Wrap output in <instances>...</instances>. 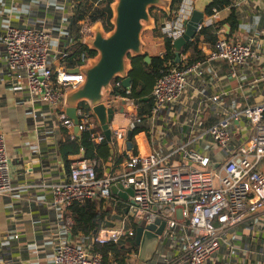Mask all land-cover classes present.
Returning a JSON list of instances; mask_svg holds the SVG:
<instances>
[{
    "label": "built area",
    "instance_id": "1",
    "mask_svg": "<svg viewBox=\"0 0 264 264\" xmlns=\"http://www.w3.org/2000/svg\"><path fill=\"white\" fill-rule=\"evenodd\" d=\"M66 1L73 11L71 0ZM106 1L96 0L101 6ZM48 7L49 3H46V10ZM172 13L176 18L170 22L178 18L179 23L181 19L184 33L185 21L177 11ZM219 14L220 11L213 8L209 19L199 26L198 35L204 28L217 25ZM93 26L88 20L83 22L81 35L85 49L73 58V62L65 48L53 57L52 35L44 27L9 23L2 36L7 67L14 75L12 90L25 89L32 103L48 104L54 120L61 130H67L71 140L77 136L75 125L66 114L65 97L68 91L84 82L81 72L71 70L80 68L90 59L84 40L92 36ZM163 31L174 40L183 35H179L181 25L177 31L164 28ZM206 59L207 62H224L234 69L248 63L264 62L257 49L256 37L240 42L226 38L216 40L206 51ZM186 64L181 68L174 67L156 81L152 91L154 105L149 116H139L138 106L125 97L130 90L124 88L121 80L112 82L113 93L106 98L105 104L109 108L112 100L120 101L111 125L116 147L127 153L128 130L133 125L148 127L156 119H164L167 110L181 101L191 79L203 75L200 62ZM77 116L81 132H89L96 144L106 139L91 109L80 105ZM242 121L250 122L252 132L246 142L233 150L234 126ZM204 135L211 137L214 143L205 151L195 150L193 145L197 139H191L166 154L130 153L124 176L106 173L98 178L95 162L81 156L73 158L70 174L50 186L52 198L48 205L65 215L63 225L67 232V239L56 244L52 256L54 264H103L104 257L94 245L118 243L136 236L132 229H127L128 219L140 227L153 224L157 219L167 223L162 243L154 259L147 264H233V247L229 246L227 258L220 259L225 253L226 237L231 230L264 210V172L259 168L262 162L264 166V102L227 112ZM211 150H218L219 154L214 155ZM216 164L219 166L214 169ZM118 183L125 188L132 186L134 190L131 198L134 203H126L127 216L114 214L117 224L101 228L94 239H72L73 219L66 213L68 208L87 201L111 204L114 199L111 188ZM14 191L11 160L5 137L0 133V197H10ZM18 238L16 235L15 239Z\"/></svg>",
    "mask_w": 264,
    "mask_h": 264
},
{
    "label": "crops",
    "instance_id": "2",
    "mask_svg": "<svg viewBox=\"0 0 264 264\" xmlns=\"http://www.w3.org/2000/svg\"><path fill=\"white\" fill-rule=\"evenodd\" d=\"M46 3H49L48 10ZM194 3L195 0H184L177 9L183 21L191 16ZM233 5L240 18L238 31L230 35L228 24L218 26L230 13L229 9L220 11L218 24L206 34H199L190 49L181 51L180 62L183 65L188 59L200 62L203 75L191 79L181 101L167 110L164 119L158 118L149 124L150 139L141 133L134 138L132 148L127 145L128 155L136 150L139 155L166 154L191 139H197L193 145L195 150L205 151L214 143L204 133L227 112L264 102V62L234 69L224 62H207L206 59L210 45L222 38L240 42L256 37L257 49L264 57V0H234ZM71 16V4L66 0H0V133L5 137L15 189L10 197H0V264H54L52 256L56 244L67 239L63 225L65 215L48 205L52 198L50 186L67 177L58 152L63 130L54 120L48 104L32 103L25 89L12 90L14 75L7 67L2 36L9 23L44 27L52 35L54 57L68 45L65 41ZM206 19H209L208 12ZM163 24L166 31L179 28L178 18L172 22L164 20ZM150 34L145 38V45L147 41L150 49L146 52L163 55L164 39ZM251 132L250 122L237 123L232 149L246 142ZM211 151L219 154L218 150ZM121 152L115 147L114 159ZM109 165L112 167L113 161ZM127 168L126 161L115 175L124 176ZM261 170L264 172V166ZM117 203L114 198L108 205L112 208ZM225 243L221 260L228 257L230 246L235 249L231 256L233 264H264V210L231 230Z\"/></svg>",
    "mask_w": 264,
    "mask_h": 264
},
{
    "label": "water",
    "instance_id": "3",
    "mask_svg": "<svg viewBox=\"0 0 264 264\" xmlns=\"http://www.w3.org/2000/svg\"><path fill=\"white\" fill-rule=\"evenodd\" d=\"M34 1V0H32ZM112 17L111 29L106 30L101 22L95 23L92 36L84 40L86 48L93 56L74 72L84 75V82L75 89L68 91L65 97L66 114L73 121L74 131L78 138L81 128L77 116L81 104H86L98 121L107 142L113 144L112 122L119 110V100H112L107 107L105 100L113 93L112 82L121 80L125 89L131 90L133 59L143 58L150 65L152 57L144 50V33L156 28V20L151 14L153 9L170 14L172 0H110ZM41 2V0H40ZM213 0H195L194 9L189 19L184 22L185 32L174 40L176 61L181 59V51L198 36V28L205 23L206 14ZM122 112V109L120 110ZM133 128L128 130L127 145L133 147ZM113 152V151H112ZM84 158V153L81 155ZM219 165H213L217 168ZM112 194L125 203H134L133 187L125 188L118 183L111 188ZM99 205V203H98ZM128 209L125 208V213ZM113 227V226H111ZM167 228L166 221L157 219L146 227H138L135 241L139 247V260L149 263L154 259L159 245L162 243ZM97 231L94 232L96 234ZM166 240H164L165 242Z\"/></svg>",
    "mask_w": 264,
    "mask_h": 264
},
{
    "label": "trees",
    "instance_id": "4",
    "mask_svg": "<svg viewBox=\"0 0 264 264\" xmlns=\"http://www.w3.org/2000/svg\"><path fill=\"white\" fill-rule=\"evenodd\" d=\"M184 0H172V11L167 14L163 11L153 9L151 11L152 16L156 20V28L152 31L155 37L163 38L165 42V53L163 55L153 56L152 62L149 67V74L154 84L162 76V74L169 72L174 67H183L182 62L176 61L175 48L173 45L174 39L163 31V21H170L176 18V14L172 13L182 5ZM73 5V14L69 21V34L68 40L65 43L68 45L65 47L66 52H70L71 62L73 58L77 57L85 48L82 46V24L88 20L95 24L101 22L106 30L111 29L110 20L112 17L111 1L107 0L102 6L96 2V0H71ZM234 0H213V4L209 7L208 13L211 14L213 8H217L219 11L226 9L230 10L228 17L219 23L218 26L223 27L224 24H228L231 28L230 35L237 32L240 26V18L237 9L233 5ZM211 27H206L200 33L201 35L206 34L207 30ZM208 38V37H207ZM209 40V38H208ZM198 37L194 41L187 44L185 50L190 49L196 42ZM88 50V49H87ZM89 51V50H88ZM90 56L94 53L89 51ZM137 61H143V58L133 59V70L130 73L132 79V88L128 95L125 97L133 100L138 106V114L140 117L149 116L151 114L154 100L152 97V90H148L147 83L142 80L140 72L136 69L135 65ZM196 60L188 59L187 65L194 63ZM55 81V77L53 78ZM82 107H86L89 111V107L86 104H81ZM62 139L59 143L58 152L60 158L64 163L66 174L69 175L71 171V164L73 158L81 156L84 153V159L96 163V175L98 178H102L106 173L115 175L119 171L123 164L128 160L129 155L123 151L114 159L112 151L116 147V143L111 144L105 139L102 143L96 144L89 132H82L80 138L71 140L67 130L62 129ZM134 138L144 133L148 139L151 137V129L143 125H133ZM115 142V141H114ZM135 155H139L137 150L134 152ZM114 159V160H113ZM114 163L110 167V162ZM128 170V168H127ZM118 200L115 207H110L106 201L96 203L94 201H87L85 203H75L66 211L67 215L72 217L73 226L70 230L72 239L84 238L94 239L95 231H99L103 227H111L115 224L113 214L125 217V208L127 204L122 201L119 197L113 195ZM139 224L134 223L131 219H128L127 229H132L135 232ZM94 249L102 253L104 257L103 264H131L132 257L139 255V247L136 244L135 236L127 240H122L118 243H107V244H95Z\"/></svg>",
    "mask_w": 264,
    "mask_h": 264
},
{
    "label": "rangeland",
    "instance_id": "5",
    "mask_svg": "<svg viewBox=\"0 0 264 264\" xmlns=\"http://www.w3.org/2000/svg\"><path fill=\"white\" fill-rule=\"evenodd\" d=\"M190 17H188L187 19H189ZM181 25V32L179 33L182 34L183 33V30H184V27H183V22L181 19H179V26ZM150 33H152V31H147L144 33V42H145V38H149V35H151ZM153 34V33H152ZM89 37V36H88ZM87 38V37H86ZM85 38V39H86ZM148 47V44H147V41H146V45L144 47V50L147 51L149 48ZM150 50V49H149ZM149 56H154L155 54L153 52H146ZM136 69L140 72V75H141V78L143 81H145L147 83V86H148V90L151 91L152 90V87H153V80H151V77H150V74H149V67L150 65H147L145 64L144 62H141V61H137V64L135 65ZM129 148H132V147H129ZM263 167V162L260 164V167L259 168H262ZM115 224H117V222H115ZM156 255V254H155ZM155 257V256H154ZM131 264H146V263H143L139 260V257L138 256H133L132 257V260H131Z\"/></svg>",
    "mask_w": 264,
    "mask_h": 264
}]
</instances>
